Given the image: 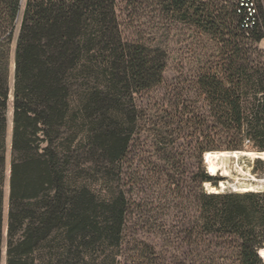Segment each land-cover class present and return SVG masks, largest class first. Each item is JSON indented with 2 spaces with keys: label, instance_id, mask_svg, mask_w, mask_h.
Segmentation results:
<instances>
[{
  "label": "trees",
  "instance_id": "16d2710c",
  "mask_svg": "<svg viewBox=\"0 0 264 264\" xmlns=\"http://www.w3.org/2000/svg\"><path fill=\"white\" fill-rule=\"evenodd\" d=\"M21 1L0 0V264L6 184L4 264H106L108 253L119 264L128 201L120 190L101 194L94 185L101 170L124 161L136 126L133 94L162 81V54L121 39L116 0H25L11 86ZM163 6L217 41L222 76L203 74L200 89L221 127L245 130L264 151V66L248 63L240 41L248 31L255 43L264 37L257 33L263 0ZM213 149L200 148L199 158ZM217 180L203 168L193 176L196 215L184 236L191 253L179 264H264V191L202 190Z\"/></svg>",
  "mask_w": 264,
  "mask_h": 264
},
{
  "label": "rangeland",
  "instance_id": "374dc122",
  "mask_svg": "<svg viewBox=\"0 0 264 264\" xmlns=\"http://www.w3.org/2000/svg\"><path fill=\"white\" fill-rule=\"evenodd\" d=\"M233 1L221 0V4ZM24 4L25 0H22L10 44L11 86L14 50ZM115 13L121 39L142 44L154 53L162 54L165 65L162 81L158 85L133 94L136 126L127 155L108 173L101 170L94 188L101 194L120 190L128 201L123 240L117 257L119 264H179L180 259L191 253L187 250L189 247L184 236L185 228L196 215L194 195L198 188L192 181L194 174L203 168L209 175L218 178L216 184H202V190L207 193L222 192L221 182L223 191H232V188L264 189V183L258 181L264 178V160L247 156L230 157L224 161L227 173L219 170L211 174L204 162V154L199 158V149L206 146L216 148L210 151L261 152L245 137V130L236 135L233 130L216 122L212 107L200 89L199 78L203 74L222 76L219 72L222 53L212 36L181 22L177 17L179 14L165 9L163 0H116ZM257 19V33L264 36V20L261 15ZM248 33L239 32L240 41L249 49L248 63L264 66V37L255 43L254 36L250 31ZM245 102L251 103L252 96ZM10 140L9 109L7 174ZM234 145L238 148H232ZM7 197L6 184L1 264H4L5 258ZM108 254L106 264H110L112 257L111 253Z\"/></svg>",
  "mask_w": 264,
  "mask_h": 264
},
{
  "label": "bare ground",
  "instance_id": "6f19581e",
  "mask_svg": "<svg viewBox=\"0 0 264 264\" xmlns=\"http://www.w3.org/2000/svg\"><path fill=\"white\" fill-rule=\"evenodd\" d=\"M240 156H247L251 159L264 160V151L263 152L242 151V150H239V151H207L204 153V162L207 165L208 172H210L211 174H216L219 170H222L223 173H227V170L224 167V161L225 160L228 161L227 158H230V157L237 159ZM258 181L260 183H264V178L258 179ZM221 185H223L222 182H221ZM260 255H261V258L264 259V247L260 249Z\"/></svg>",
  "mask_w": 264,
  "mask_h": 264
},
{
  "label": "built area",
  "instance_id": "2783aa9c",
  "mask_svg": "<svg viewBox=\"0 0 264 264\" xmlns=\"http://www.w3.org/2000/svg\"><path fill=\"white\" fill-rule=\"evenodd\" d=\"M220 185H221V183H220ZM221 187H222L221 191H223L224 186L222 185ZM228 191H231V190H228ZM232 191L233 192H239V191H242V192H248V191L259 192V191H264V189H252V188L237 189V188H232Z\"/></svg>",
  "mask_w": 264,
  "mask_h": 264
},
{
  "label": "water",
  "instance_id": "95a60500",
  "mask_svg": "<svg viewBox=\"0 0 264 264\" xmlns=\"http://www.w3.org/2000/svg\"><path fill=\"white\" fill-rule=\"evenodd\" d=\"M13 69H14V64H13ZM262 152V151H261ZM259 255H260V250H259ZM261 256V255H260Z\"/></svg>",
  "mask_w": 264,
  "mask_h": 264
}]
</instances>
